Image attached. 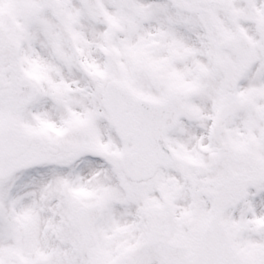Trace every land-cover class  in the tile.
Returning <instances> with one entry per match:
<instances>
[{
  "label": "snow or ice",
  "instance_id": "1",
  "mask_svg": "<svg viewBox=\"0 0 264 264\" xmlns=\"http://www.w3.org/2000/svg\"><path fill=\"white\" fill-rule=\"evenodd\" d=\"M0 264H264V0H0Z\"/></svg>",
  "mask_w": 264,
  "mask_h": 264
}]
</instances>
